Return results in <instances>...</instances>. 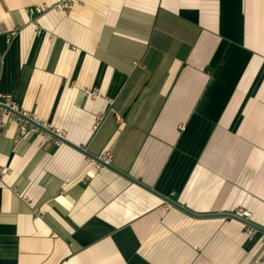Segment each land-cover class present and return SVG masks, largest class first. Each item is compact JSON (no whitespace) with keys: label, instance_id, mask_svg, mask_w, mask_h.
Masks as SVG:
<instances>
[{"label":"crops","instance_id":"0c3cea01","mask_svg":"<svg viewBox=\"0 0 264 264\" xmlns=\"http://www.w3.org/2000/svg\"><path fill=\"white\" fill-rule=\"evenodd\" d=\"M56 2L0 0V92L65 132L0 136V264H264V0Z\"/></svg>","mask_w":264,"mask_h":264},{"label":"built area","instance_id":"2783aa9c","mask_svg":"<svg viewBox=\"0 0 264 264\" xmlns=\"http://www.w3.org/2000/svg\"><path fill=\"white\" fill-rule=\"evenodd\" d=\"M77 2L78 0H58V2L51 6L35 5L30 7L29 13L31 16H37L48 9H71ZM11 33L14 34V32ZM86 93L90 96H96V94L93 92L86 91ZM100 119L101 115L95 117L93 128H96ZM9 121H14L17 124L19 135L22 138L26 137L32 132H36L44 139H53L57 145L63 143L65 139V132L61 127L50 124L35 114L23 109L13 100V97L10 93L0 92V136L5 131ZM111 158V154L106 152L96 157L87 155L85 160L87 161L90 170H101L110 166ZM15 193L23 201L29 204L28 198L25 194L18 192ZM37 211L38 210H36V212ZM232 216L240 219L244 223L248 234H254L257 231L255 227L250 225L251 213L248 210L238 208L233 211Z\"/></svg>","mask_w":264,"mask_h":264}]
</instances>
